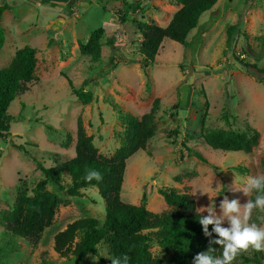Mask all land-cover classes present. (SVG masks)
I'll use <instances>...</instances> for the list:
<instances>
[{
	"label": "rangeland",
	"instance_id": "374dc122",
	"mask_svg": "<svg viewBox=\"0 0 264 264\" xmlns=\"http://www.w3.org/2000/svg\"><path fill=\"white\" fill-rule=\"evenodd\" d=\"M5 4L0 68L25 45L36 48L38 64L37 79L8 109L11 134L0 138V210L13 205L21 184L33 194L44 178L34 157L62 172L65 185L71 182L62 163L75 155L79 116L99 152L112 156L125 142L122 115L141 117L156 98L160 102L155 134L144 150L128 160L122 199L140 204L146 194L147 208L162 212L169 208L162 188L192 195L203 191L212 200L197 192L193 195L197 207L215 203L217 215L224 196L242 205L251 199L252 193L247 197L237 189L249 176L264 175V81L257 80L237 57L264 66L258 40L264 34V0H218L189 33L187 45L166 39L147 68L139 52L138 23L166 26L180 8L177 0H0V6ZM100 27L104 28L102 54L94 61L80 51V43ZM68 80L75 89L90 92L92 100L84 104ZM248 127L260 132L259 143L250 152L214 149L204 139L211 130L237 133ZM68 133L72 141L64 146ZM47 187L63 200L52 225L33 245L24 238H11L0 224V264H79L76 256H62L54 249V236L77 219L93 217L102 222L105 200L93 185L82 188L80 195H70L53 182ZM250 223L264 227V212L253 210ZM82 236L79 232L77 240ZM98 248L106 259V245ZM151 251L161 259L173 253L158 243L151 244ZM254 253L251 249L250 256ZM258 256L264 264V251ZM83 264L92 260L87 257ZM98 264L109 263L100 258Z\"/></svg>",
	"mask_w": 264,
	"mask_h": 264
},
{
	"label": "trees",
	"instance_id": "16d2710c",
	"mask_svg": "<svg viewBox=\"0 0 264 264\" xmlns=\"http://www.w3.org/2000/svg\"><path fill=\"white\" fill-rule=\"evenodd\" d=\"M180 8L173 14L166 26L155 21L138 23L141 33L139 52L143 55V66L147 68L156 60V56L166 39H171L187 45L189 33L198 26L201 16L211 10L218 0H177ZM8 6H0V50L5 43L2 28V15ZM133 7H131L132 9ZM130 8L124 9L127 12ZM136 9V7H135ZM123 18V17H122ZM235 25L229 27L228 44L233 38ZM104 28L96 29L86 43H80V51L88 54L94 61H99L102 54L101 39ZM259 44L264 49V34L258 37ZM253 52L257 48L248 43ZM260 51V52H261ZM238 60L245 64L253 76L264 81V66L257 63H245L241 57ZM38 64L35 47L25 45L16 50L12 61L0 68V138H7L10 132L8 109L11 103L22 96L30 88V83L37 79ZM72 91L86 104L92 100V94L75 89L68 80ZM160 99L154 100L150 111L141 117L132 113H124L122 118L127 125L125 142L118 147L112 156L99 152L94 143V137L86 132L82 116L77 121V140L75 155L62 163L63 169L69 174L71 182L63 183V173L54 167H47L34 157L38 168L44 173L33 188V194L26 185L21 184L13 205L0 210V224L11 238L20 237L36 245L40 242L47 227L52 225L62 198L47 185L55 183L59 189L70 195H80L81 189L90 185L96 186L105 200V219L101 222L93 217H84L69 223L65 229L54 236V249L62 256L74 255L79 264H83L88 253L108 260L127 255L128 264H193L197 254L205 252L209 247L215 248L211 254L220 256L222 248L210 241L218 237L213 232L205 236L203 226L199 223L201 211L197 200L190 192H177L174 189H161L164 199L169 206L162 212H154L147 208V195H143L140 204L128 203L122 199V186L128 160L139 150H144L148 141L155 134V114ZM178 103L174 105L177 109ZM50 126V125H49ZM260 132L248 127L242 132L211 130L204 134L206 143L214 149L226 151L250 152L258 145ZM72 141L70 133L64 142L68 146ZM24 149L23 145H15ZM190 151L199 159H207L198 151ZM1 152V151H0ZM28 153L27 151H25ZM262 165L264 167V157ZM89 170L98 171L102 179L91 182L85 180ZM256 192H252L251 199H255ZM212 231V226H209ZM83 232L80 240L78 233ZM106 245V259L100 253L98 246ZM158 243L162 247L173 250L168 259L157 258L151 251V244ZM251 250V249H250ZM248 252L241 253L233 261L254 260L262 264L259 259L260 251L254 250V257Z\"/></svg>",
	"mask_w": 264,
	"mask_h": 264
},
{
	"label": "clouds",
	"instance_id": "9594fccd",
	"mask_svg": "<svg viewBox=\"0 0 264 264\" xmlns=\"http://www.w3.org/2000/svg\"><path fill=\"white\" fill-rule=\"evenodd\" d=\"M94 179L100 181L101 174L96 170H89L85 180L91 182ZM237 190L242 191L247 197L252 192H256L257 195L254 200L248 199L243 205L237 199L229 200L227 196H224L219 205V215L216 213L215 203L198 208L201 214L207 213L198 219L203 226L205 236H211L213 232L216 234L218 238L210 241V244L220 246L222 254L213 256L211 253L215 251V248L209 247L207 251L195 256L193 264H233L238 255L250 249L264 251V227L250 223L253 210L264 212V175L249 176L244 186ZM197 192L201 195L208 194L203 191H194L193 195ZM209 199L212 200L210 196ZM225 223L227 227L224 226ZM210 225L212 226L211 232L209 231ZM87 255L92 260V264H98L101 258L91 253ZM110 261L111 264H128L129 257L124 255L112 258Z\"/></svg>",
	"mask_w": 264,
	"mask_h": 264
}]
</instances>
